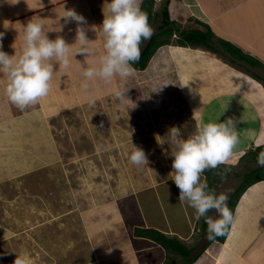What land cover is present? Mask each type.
<instances>
[{"label": "rangeland", "instance_id": "rangeland-1", "mask_svg": "<svg viewBox=\"0 0 264 264\" xmlns=\"http://www.w3.org/2000/svg\"><path fill=\"white\" fill-rule=\"evenodd\" d=\"M163 4L157 11L161 12ZM160 21L155 15L154 22ZM243 21L234 23L235 27L239 29ZM225 22L230 28V20ZM219 42L216 36L214 44L223 50ZM193 50L162 49L145 70L135 69L126 79L115 77L111 87L105 85L107 88L97 94L86 93L92 96L69 105L62 119L64 126L58 127L49 119H40L36 126L32 120L27 133L20 131L21 116L12 120L11 134L0 138V264H13L16 255H27L32 264H109L98 258L106 252L108 238L114 245L119 242L120 250V238H126L124 235L140 224L154 228L173 224L175 234L183 235L182 239L197 249L208 242L204 219L197 220L195 210L178 200L179 189L170 174L173 158L168 131L178 127L186 139L196 131L204 102H210L204 122H222L220 111L234 114L233 105H240L242 98L229 95L215 100L229 94L220 76L231 80V74L220 62L217 65L224 75L210 72L205 52L197 51L196 55ZM213 52L243 75L260 80L264 87V66L230 63L233 55ZM260 62L264 64V59ZM116 90L124 93L123 100L115 96ZM239 141L234 152L245 140L239 136ZM132 144L144 150L147 166L130 162ZM235 163L223 169L220 182L213 184L211 190L216 194L232 197L243 175L258 166L250 158ZM204 179L202 174L201 182ZM44 195L55 200H40ZM208 215L216 217L217 213L213 210ZM240 235L233 233L235 241L229 240L226 248L224 244L221 256L231 251ZM166 259L179 261L180 256L170 248Z\"/></svg>", "mask_w": 264, "mask_h": 264}, {"label": "crops", "instance_id": "crops-1", "mask_svg": "<svg viewBox=\"0 0 264 264\" xmlns=\"http://www.w3.org/2000/svg\"><path fill=\"white\" fill-rule=\"evenodd\" d=\"M152 1H154L153 14L161 19L158 24L154 22V17L152 18L150 26L153 29V34L160 31L159 25L162 23L163 10L167 6L169 17L173 21L172 27L175 29L171 40H177L178 35L182 31L190 29L207 30L210 27L219 39L232 42L258 60L264 59V0H165V4H163V0ZM108 2L110 3L111 0H0V33H3L0 43H2L3 50L10 56L15 54V50L17 55L22 53L24 26L32 19L43 25V30L47 32L46 34L50 39H55L59 35L65 39L66 43L72 45L69 54L70 67L64 69L58 63H55V72L48 96L24 111L19 110L8 100L5 94L6 80L0 75V138L11 134L9 130L12 129V120L20 116V118H23V126L20 131H27V133L28 129L32 128V125L29 124L32 120V123L36 126L40 119L54 121V125L58 127L64 126L62 119L64 114L68 112L70 104L76 105L79 101H86L92 96V94L87 95L86 93L91 91V93L95 92L97 94L100 90L103 91V89L107 88L104 87L105 85L111 87L110 84L115 83V78L111 83H105L103 80L94 78L88 81L89 88L87 90L81 88V82L85 79L82 75L81 66H93L98 57L104 53L103 34L100 27L104 19V12L107 13ZM142 2L143 0H141L140 7H142ZM161 4L163 6L160 12L157 11V8ZM68 9H74L86 20V23L82 27L90 41L89 47L92 49V54L89 56L87 54H76L79 49V45L74 44L76 41V23L69 22L65 24L63 18L65 11ZM236 10H240L244 15V21L239 29L235 27L232 19V14ZM258 11L260 15L257 17L256 13ZM228 19L230 20V28L225 22ZM60 28H62L61 31ZM226 31H231L232 34ZM144 47H141V51ZM173 47L177 48V50L194 48L196 50L193 51L196 55L197 51L202 52L203 50L205 52L206 65L210 72L224 75L220 71L217 62H220V65L227 66L228 73L231 74V80L224 76L220 77L224 79L226 91L229 94L225 96L220 95L215 100L229 95L242 98L240 105H233L232 111H235L234 114L224 112L223 109L219 113L222 122L229 117H233L236 121H239L236 125V130L245 141H243L241 149L233 152V157L242 153L245 149L264 144V87L260 83V80L250 79V76L243 75L240 69L230 65L224 60L225 58L214 54V50L210 49V51L207 46H185L172 41L171 44L161 46L156 54L162 49L164 52H168ZM219 50L222 49L219 48ZM219 50L216 44L215 52L217 51V54L223 56H228L227 54L232 55L225 48L222 50L223 53L219 52ZM229 60L231 61L230 63L240 61L235 57ZM242 62L246 63L245 61ZM211 63L215 65L211 66ZM250 66L255 68V66ZM239 74H242V76L238 77ZM222 85L225 86L224 83ZM225 101L228 107L229 103L226 98ZM209 104L210 102L202 104L199 123L205 121ZM220 107L222 106L220 105ZM48 127L51 128L49 125ZM26 137L27 134L21 136L23 139ZM9 143L11 144L12 141H9ZM10 147L7 148L9 151L12 150ZM4 167L5 163H3V169ZM257 183L252 185V187L258 185L259 188L248 193L247 208L244 212L243 210L241 211L243 212L242 218L245 221V229L241 232L240 240L236 245L231 247L230 252L223 254V256H221V250L233 231L234 223L231 225L229 235L222 244L220 241H215L211 244V240H208V242L201 246V250L197 249L196 245H194L193 256L197 254V258L192 262H189L187 256L183 255H179V261H167L166 253L168 256V251L161 244L151 238L135 234L137 225L132 229V234L126 233L129 234L124 235L126 238H120V242L123 245L120 250H118L119 242L114 245L108 238V242L106 243L107 250L101 257H98L99 261H102L103 258V261H109V264L110 261L112 264H217V261L222 260V264H264V180ZM247 191L249 192V189ZM130 195L132 196V194ZM39 199L42 201L44 199L55 200L50 196L44 198L41 196ZM39 199L38 201H40ZM239 202L235 209L234 222L238 216L236 211L243 204L244 199L239 200ZM37 211L41 212V209H37ZM143 221L147 222L148 220L143 216ZM166 226L157 227L169 235L177 233L172 229L173 224ZM140 227H153V225L140 224ZM185 232L182 231V233ZM187 235H190V233L188 232ZM178 236L186 245L190 246L192 243L191 241L182 239L183 235ZM46 237L49 239L48 236ZM128 238L129 242L126 243V239ZM116 252L118 253L117 255ZM88 264L99 263L89 262Z\"/></svg>", "mask_w": 264, "mask_h": 264}, {"label": "clouds", "instance_id": "clouds-1", "mask_svg": "<svg viewBox=\"0 0 264 264\" xmlns=\"http://www.w3.org/2000/svg\"><path fill=\"white\" fill-rule=\"evenodd\" d=\"M140 4L141 0H111L107 3V13L104 12L100 27L104 53L98 57L93 66H81L85 78L81 82L82 89L87 90L88 81L94 78L111 83L117 76L126 79L134 75L133 64L140 58L141 44L149 40L153 34L147 14L141 10ZM63 18L65 24L76 23L74 44L79 45L76 54L91 55L90 41L82 27L86 23L85 18L74 9L65 11ZM46 33L43 25L32 19L24 26L21 54L17 55L15 50V54L10 56L0 43V75L6 80L5 94L21 111L36 105L48 96L55 63L64 69L70 67L69 54L72 45L66 43L62 36L58 35L55 39H50ZM2 38L3 33H0V41ZM13 48L15 49L14 45ZM114 94L118 99L123 100L124 93L116 90ZM238 122L233 117H229L224 122H201L197 125L195 133L186 139L181 137L178 127L173 126L168 131L171 143L169 155L173 158V171L170 174L179 189L178 200L182 203L186 202L195 210L197 220L204 219L207 224V238L211 240V244L219 241L217 237L226 234L234 223V216L227 203L231 196L228 197L224 193L216 194L214 190H210L205 170L216 169L222 175L223 169L237 164L235 161L239 163L243 158L252 159L247 153L264 146L261 144L245 149L233 157L234 149L240 142L236 130ZM100 127H103V123ZM133 149L130 162L136 166H147L149 161L144 150L134 145ZM254 161L257 162V167H264V151L259 152L257 160ZM218 166L222 168L217 169ZM202 174L205 176L203 182H201ZM245 191L239 200L244 197ZM213 210L217 213L216 217L208 215ZM13 264H32V261L27 255H16Z\"/></svg>", "mask_w": 264, "mask_h": 264}, {"label": "trees", "instance_id": "trees-1", "mask_svg": "<svg viewBox=\"0 0 264 264\" xmlns=\"http://www.w3.org/2000/svg\"><path fill=\"white\" fill-rule=\"evenodd\" d=\"M154 1L152 0H143L141 10L147 14L148 22L151 23L153 14ZM244 15L240 10H236L234 14H232L233 22L239 21L243 19ZM173 21L169 17V12L167 6L163 10L162 23L159 25L160 31L156 34H153L150 38L149 42L146 44L144 49L141 51V55L139 60L133 64V67L138 70H145L149 65L151 59L157 52V50L165 44H171V37L174 36V28L172 27ZM162 37V39H161ZM166 37V38H163ZM215 34L210 27L207 30L200 29H190L186 31H182L180 35H178L177 42L178 44L185 46H207L211 50H216V45L214 44ZM224 48L231 53L235 58L240 61H245L252 66H264L257 58L250 56L246 53L241 47L234 45L232 42L227 41L225 39H219ZM258 77V76H257ZM260 78H262L260 76ZM259 79V78H258ZM264 151V146L258 147V149L251 150L247 153L249 156H252L253 160H257V156L259 152ZM221 167H217V169H221ZM216 169H208L205 170L207 173V182L209 183V189H212L213 184L219 182L221 180V175L213 174ZM264 180V167H257L249 170L243 176V181L240 186L235 189L232 197H230L228 201V207L232 211L233 216L235 213V209L238 203L239 198L242 196L243 192L252 184ZM211 182V183H210ZM246 192V191H245ZM203 218H201L202 220ZM204 227L207 226L205 221H203ZM231 228V227H230ZM229 228V230H230ZM229 230L225 235L217 237L219 241H224L229 233ZM135 234L137 236H145L157 241L161 244L167 251L170 248L176 251L178 254L187 256L188 261L192 262L197 258V254L193 256L194 247L188 246L180 240L179 236L168 235L164 231L159 228L154 227H140L137 226L135 228ZM222 243V242H221Z\"/></svg>", "mask_w": 264, "mask_h": 264}, {"label": "bare ground", "instance_id": "bare-ground-1", "mask_svg": "<svg viewBox=\"0 0 264 264\" xmlns=\"http://www.w3.org/2000/svg\"><path fill=\"white\" fill-rule=\"evenodd\" d=\"M237 22V21H236ZM236 22H234V23H236ZM216 27V26H215ZM222 27V26H221ZM219 29V28H218ZM216 30H217V28H216ZM227 33H229L228 31H226ZM230 34V33H229ZM154 57V56H153ZM152 60V59H151ZM257 188H259V186L258 185H256V186H253V187H251L250 189H249V192L247 191L246 193H245V195H244V197L242 198V199H244V202H243V204L241 205V206H239V208H241L240 209V212L238 213V216H237V218L235 219V222H234V227H233V231L230 233L231 235H229V237H228V240H227V242L225 243V248L226 247H228V242H229V240H232V241H235L234 240V238H232V235H233V233L234 232H239V233H241L244 229H245V221H243V218H242V213L244 212V210L247 208V200L249 199L248 198V193H251V191H254L255 189H257ZM238 208V209H239ZM243 210V212H241ZM242 218V219H241ZM224 244V243H223ZM228 244V245H227ZM163 247V246H162ZM222 251V250H221ZM178 255H180V254H178ZM221 255H222V253H221ZM221 261V260H220Z\"/></svg>", "mask_w": 264, "mask_h": 264}]
</instances>
